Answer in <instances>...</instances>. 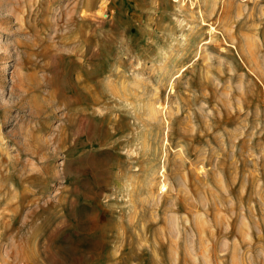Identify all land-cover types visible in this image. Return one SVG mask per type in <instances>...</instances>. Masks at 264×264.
<instances>
[{"label": "rangeland", "instance_id": "374dc122", "mask_svg": "<svg viewBox=\"0 0 264 264\" xmlns=\"http://www.w3.org/2000/svg\"><path fill=\"white\" fill-rule=\"evenodd\" d=\"M29 262L264 264V0H0V264Z\"/></svg>", "mask_w": 264, "mask_h": 264}, {"label": "bare ground", "instance_id": "6f19581e", "mask_svg": "<svg viewBox=\"0 0 264 264\" xmlns=\"http://www.w3.org/2000/svg\"><path fill=\"white\" fill-rule=\"evenodd\" d=\"M87 5L89 6L90 3L88 2ZM86 8H87V9H86V11H85L84 13H85V16H87V18H88L89 16H91V15H94V16H97V15H98V13H97L98 10H95L94 12H93V11H90L91 13H89L88 7H86ZM90 8H91V7H90ZM92 9H93V8H91V10H92ZM1 18H2V17H1ZM8 19H9V17H8ZM203 23H204V22H203ZM83 32H84V31H83ZM87 36H88V35H87ZM86 41H87V40H86ZM156 108H157V107H155L154 109L156 110ZM153 111H154V110H153ZM181 152H182V151H181ZM179 157H180V156H179ZM181 158H182V157H181ZM185 160H186V159H185ZM187 161H188V160H187ZM187 161H186V162H187ZM182 162H183V161H182ZM182 162H181V163H182ZM186 162H185V163H186ZM190 163H192V162H190ZM163 170H164V169H163ZM195 170H196V169H195ZM164 185H165V184H164ZM164 185H163V186H164ZM161 187H162V186H161ZM32 257H33V256H32ZM34 257H35V256H34ZM34 257H33V258H34ZM30 259H32V258H29V260H30ZM26 260H27V259H26ZM26 262H27V261H26ZM29 263H30V262H29ZM9 264H11V263H9ZM30 264H31V263H30Z\"/></svg>", "mask_w": 264, "mask_h": 264}]
</instances>
